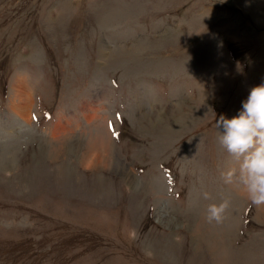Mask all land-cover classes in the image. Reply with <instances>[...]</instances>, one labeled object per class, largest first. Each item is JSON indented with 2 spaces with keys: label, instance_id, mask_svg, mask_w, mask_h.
I'll return each instance as SVG.
<instances>
[{
  "label": "rangeland",
  "instance_id": "1",
  "mask_svg": "<svg viewBox=\"0 0 264 264\" xmlns=\"http://www.w3.org/2000/svg\"><path fill=\"white\" fill-rule=\"evenodd\" d=\"M261 83L264 0H0V264H264V207L223 182L216 129Z\"/></svg>",
  "mask_w": 264,
  "mask_h": 264
},
{
  "label": "clouds",
  "instance_id": "2",
  "mask_svg": "<svg viewBox=\"0 0 264 264\" xmlns=\"http://www.w3.org/2000/svg\"><path fill=\"white\" fill-rule=\"evenodd\" d=\"M216 129L219 146L236 163L221 173L223 182L240 186L251 205L264 207V83L250 90L237 115L220 116ZM204 198H209L207 192ZM230 204L229 198L210 204L207 221L222 223Z\"/></svg>",
  "mask_w": 264,
  "mask_h": 264
},
{
  "label": "bare ground",
  "instance_id": "3",
  "mask_svg": "<svg viewBox=\"0 0 264 264\" xmlns=\"http://www.w3.org/2000/svg\"><path fill=\"white\" fill-rule=\"evenodd\" d=\"M13 90V96L15 100L17 101V104L13 106V111L14 114L20 118L21 120L28 122L29 120V111L32 109L33 105V100H32V93L29 87L28 81L25 79L24 76H16L14 78V82L11 86ZM95 95V94H94ZM97 101V100H96ZM98 106L97 102L88 99L85 103L84 106V111L87 112L84 114H81L80 116L85 119L86 123H90L93 121V118L97 117V112H98ZM83 111V112H84ZM74 121H68L65 124H58L52 133V138L55 140H58L62 137L65 138L66 135L71 133V127L70 124L73 123ZM2 131V130H1ZM13 139V138H12ZM105 136L103 134H98L94 132V134H90V136L87 139V144L89 146V153L91 151H97L100 147L101 144L105 143ZM13 144V143H12ZM14 146V145H13ZM10 148V147H9ZM93 157H96L97 160L95 162L90 161L86 162V164L91 168L93 165H101L104 170L111 169L112 167L115 168L114 166L117 165L114 163L113 156L108 154V153H103V155H96V152L92 153ZM85 159V158H84ZM127 171L123 167V173L125 174ZM132 178V175L130 176ZM132 181V180H131ZM240 189V188H239ZM240 194L245 193L243 189L239 190ZM246 194V193H245ZM256 207V206H255ZM260 209L256 207V210ZM255 210V209H254ZM199 228V226H198ZM219 243V242H218ZM217 243V249H221V244L220 247L218 246L219 244ZM224 257H222L223 259ZM223 262L217 263V264H226L225 260H222Z\"/></svg>",
  "mask_w": 264,
  "mask_h": 264
},
{
  "label": "snow or ice",
  "instance_id": "4",
  "mask_svg": "<svg viewBox=\"0 0 264 264\" xmlns=\"http://www.w3.org/2000/svg\"><path fill=\"white\" fill-rule=\"evenodd\" d=\"M109 127L111 128V124L109 125Z\"/></svg>",
  "mask_w": 264,
  "mask_h": 264
}]
</instances>
